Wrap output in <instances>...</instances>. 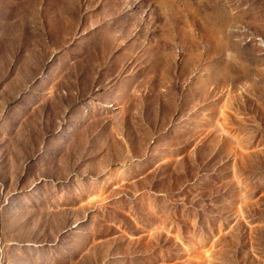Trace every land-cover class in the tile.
Returning a JSON list of instances; mask_svg holds the SVG:
<instances>
[{"label":"rangeland","instance_id":"rangeland-1","mask_svg":"<svg viewBox=\"0 0 264 264\" xmlns=\"http://www.w3.org/2000/svg\"><path fill=\"white\" fill-rule=\"evenodd\" d=\"M0 264H264V0H0Z\"/></svg>","mask_w":264,"mask_h":264}]
</instances>
